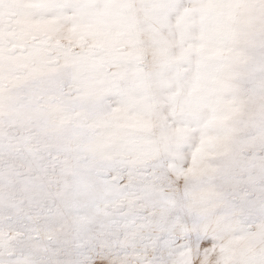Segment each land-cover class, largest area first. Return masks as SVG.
I'll use <instances>...</instances> for the list:
<instances>
[{"label": "snow or ice", "instance_id": "snow-or-ice-1", "mask_svg": "<svg viewBox=\"0 0 264 264\" xmlns=\"http://www.w3.org/2000/svg\"><path fill=\"white\" fill-rule=\"evenodd\" d=\"M0 264H264V0H0Z\"/></svg>", "mask_w": 264, "mask_h": 264}]
</instances>
